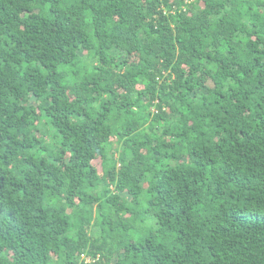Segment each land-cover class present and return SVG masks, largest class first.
<instances>
[{
    "label": "trees",
    "instance_id": "1",
    "mask_svg": "<svg viewBox=\"0 0 264 264\" xmlns=\"http://www.w3.org/2000/svg\"><path fill=\"white\" fill-rule=\"evenodd\" d=\"M0 264H264V0H0Z\"/></svg>",
    "mask_w": 264,
    "mask_h": 264
},
{
    "label": "built area",
    "instance_id": "2",
    "mask_svg": "<svg viewBox=\"0 0 264 264\" xmlns=\"http://www.w3.org/2000/svg\"><path fill=\"white\" fill-rule=\"evenodd\" d=\"M82 258H83V255H82Z\"/></svg>",
    "mask_w": 264,
    "mask_h": 264
}]
</instances>
